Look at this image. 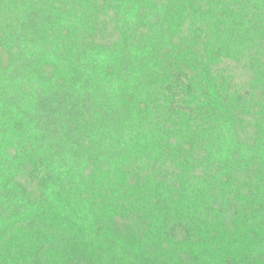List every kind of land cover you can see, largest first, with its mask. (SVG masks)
<instances>
[{
	"label": "trees",
	"instance_id": "trees-1",
	"mask_svg": "<svg viewBox=\"0 0 264 264\" xmlns=\"http://www.w3.org/2000/svg\"><path fill=\"white\" fill-rule=\"evenodd\" d=\"M0 264H264V0H0Z\"/></svg>",
	"mask_w": 264,
	"mask_h": 264
}]
</instances>
